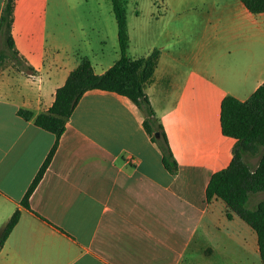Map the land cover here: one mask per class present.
I'll return each instance as SVG.
<instances>
[{
    "label": "crops",
    "instance_id": "obj_1",
    "mask_svg": "<svg viewBox=\"0 0 264 264\" xmlns=\"http://www.w3.org/2000/svg\"><path fill=\"white\" fill-rule=\"evenodd\" d=\"M188 3L168 0L160 18L162 42L141 57L160 52L144 93L177 174L164 170L134 104L89 92L66 123L25 209L20 202L55 138L20 118L18 110L46 112L80 58H88L94 73L102 75L119 51L110 64H98V58L82 56L77 48L85 37L81 28L70 39L58 33L51 15L55 0H14L15 49L34 73L11 64L0 69V227L20 213L0 251V264L260 260L252 229L220 200L207 203L205 191L211 177L230 165L235 144L221 132L222 100L244 102L264 83V13L250 14L240 0L206 3L204 30L196 35L197 20L185 16ZM3 4L0 0V15ZM127 31L128 53L133 42L128 24Z\"/></svg>",
    "mask_w": 264,
    "mask_h": 264
},
{
    "label": "trees",
    "instance_id": "obj_2",
    "mask_svg": "<svg viewBox=\"0 0 264 264\" xmlns=\"http://www.w3.org/2000/svg\"><path fill=\"white\" fill-rule=\"evenodd\" d=\"M128 0H110L116 24L119 51L118 60L102 75H96L88 58L79 59L78 66L70 72L65 84L55 93L52 106L44 113L20 109L17 114L26 122L51 135L55 140L47 157L24 194L20 205L29 209L28 200L44 176L65 132L66 123L80 99L89 92H105L128 99L143 114V129L161 155L164 170L171 176L178 165L169 148L162 125L155 117L144 93L156 69L160 56L154 49L146 58L133 60L127 56L129 36L126 4ZM253 15L264 13V0H240ZM14 0H4L0 15V69L8 63L17 71L33 74L34 70L18 55L12 38ZM220 127L223 136L235 140L230 165L215 173L206 188L205 199L220 200L227 209L247 224L257 238L259 256L264 264V201L253 210L247 209L252 194L264 193V83L244 102L225 97L220 107ZM158 133L159 137L155 138ZM257 159L253 167L251 160ZM227 217L230 215L227 213ZM20 218L15 211L0 227V251Z\"/></svg>",
    "mask_w": 264,
    "mask_h": 264
},
{
    "label": "rangeland",
    "instance_id": "obj_3",
    "mask_svg": "<svg viewBox=\"0 0 264 264\" xmlns=\"http://www.w3.org/2000/svg\"><path fill=\"white\" fill-rule=\"evenodd\" d=\"M189 2L184 8L185 16L197 20L196 35L204 30L205 14L202 10L204 4L236 3L239 0H184ZM168 0H128L126 4V19L130 35L133 38L132 46L127 56L141 58L145 56L150 46H159L162 42L164 23V6ZM152 14V15H151ZM51 15L56 18L58 33L63 38L70 39L74 31L82 29L85 37L81 35L82 43L78 50L82 56L95 57L96 63L110 64L118 55L116 25L111 11L110 0H55ZM171 15V14H167ZM168 17V16H167ZM151 18H153L151 20ZM169 18H166L168 20ZM149 28V32L144 29ZM83 40L85 42H83ZM86 42L90 45L87 46ZM100 62V63H99ZM8 65L4 64L2 67ZM1 67V68H2ZM257 159L251 160L253 167ZM264 201V193L252 194L247 203V209L253 210L257 203ZM249 264H262L257 258L249 261Z\"/></svg>",
    "mask_w": 264,
    "mask_h": 264
},
{
    "label": "water",
    "instance_id": "obj_4",
    "mask_svg": "<svg viewBox=\"0 0 264 264\" xmlns=\"http://www.w3.org/2000/svg\"><path fill=\"white\" fill-rule=\"evenodd\" d=\"M158 137H159V134H158V133H156V134H155V138H158Z\"/></svg>",
    "mask_w": 264,
    "mask_h": 264
}]
</instances>
